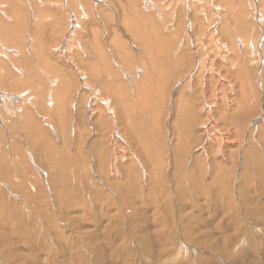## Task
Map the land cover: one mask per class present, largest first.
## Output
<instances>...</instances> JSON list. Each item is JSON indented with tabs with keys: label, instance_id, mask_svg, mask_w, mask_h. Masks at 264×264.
I'll return each mask as SVG.
<instances>
[{
	"label": "rangeland",
	"instance_id": "374dc122",
	"mask_svg": "<svg viewBox=\"0 0 264 264\" xmlns=\"http://www.w3.org/2000/svg\"><path fill=\"white\" fill-rule=\"evenodd\" d=\"M67 1H0L7 12L0 15V38L8 35L0 44V264H264V81L259 84L256 62L264 30L259 18L253 20L258 4L250 0L246 19L230 23L232 37L223 41L230 47L236 36L258 40L256 53L230 48L226 58L217 44H206L220 51L217 80L192 67L197 58L186 45L190 29L181 1L174 3L179 21L173 29L162 12L164 0H154L160 12L149 13L150 0L134 6L87 0L89 18L81 28L71 22L75 32L66 28L77 0ZM100 5L106 17L100 8L96 16ZM136 10L151 15L150 27L132 14ZM210 16L217 19L212 11ZM198 19L209 23L200 14ZM128 21L134 35L125 29ZM155 23L170 49L154 35L150 43L142 36L145 45L137 40V32ZM91 24L102 49L93 42ZM194 31L196 38L203 33ZM68 34L75 38L69 52ZM119 39L130 57L117 56ZM140 44L149 46L153 64ZM91 66L99 71L93 74ZM81 71L91 78L87 83ZM142 77L149 78L147 87L134 90L133 81ZM95 87L99 99H108L99 100ZM209 124L218 133L207 132Z\"/></svg>",
	"mask_w": 264,
	"mask_h": 264
},
{
	"label": "bare ground",
	"instance_id": "6f19581e",
	"mask_svg": "<svg viewBox=\"0 0 264 264\" xmlns=\"http://www.w3.org/2000/svg\"><path fill=\"white\" fill-rule=\"evenodd\" d=\"M0 1H3V0H0ZM6 1V0H5ZM63 1V0H62ZM65 2H69V1H67V0H64ZM99 1V0H98ZM104 1V0H103ZM125 1V0H124ZM178 2V1H181L180 3H178V4H183V10H184V20H186L187 22H188V24H189V31L188 30H185V32L187 33V31H188V33H187V38H186V40H187V42H186V45L188 44L189 46H192L193 47V49L191 50V52H193V54H195V56H196V58H197V62H193V65H192V67L194 66V64L196 65V66H198L197 68V72H198V74H200V73H202L203 72V70L204 69H206L207 70V72H209L208 73V76H209V78L210 79H212L213 77H214V75L217 77V80L219 79V78H221L220 76H221V74L217 71L218 70V66H217V63H215V59H216V55H217V53L218 52H220V51H222V57H224V55H225V57L226 58H228V55H226L225 53H226V50H228V49H232L233 51H234V53L236 52V49L238 50V49H241V51H243V50H245V51H249L250 53L251 52H255L256 53V49L258 48L257 47V42H258V40H254V39H251V41L250 40H245L243 37H241V36H236L235 37V41H232V43H231V46L229 47L227 44H225L223 41H225L226 39H228V37H232V34L233 33H229V25H230V23H232L234 26H237V25H239L240 24V20H245L244 19V14H246V12H248V10L246 11V9H247V7H248V9H249V2H250V0L247 2V5L246 4H244L243 2H244V0H238L237 2H235V0L233 1V0H223V4H224V8L222 7V6H220V5H217L218 3L217 2H221L220 0H164V2L166 3L165 4V7L163 8V13H165V14H169L170 15V22L172 23V25H174V28L173 29H175L176 28V26H177V20H178V17H177V15L175 14V8L176 7H178V6H175V2ZM252 1V6H253V4H254V7H255V5L256 4H258V10H257V15H256V13H253V14H255L257 17H255L253 20H254V23H255V20H256V18H259V21L261 22V29H263L264 30V0H251ZM65 2H63L62 4L64 5L65 4ZM105 3H106V1H104ZM128 2L129 3H131V5L133 4V6L134 5H136L135 4V0H128ZM214 2L216 3V4H214ZM86 3H87V0H77V8L76 9H73L74 11H76L75 13H73V15H68V24H67V30L69 29V28H71L72 27V29H73V31L75 32V30H74V28H76L77 26L79 27V28H81V25H82V23H83V21H84V19L85 18H89V12L87 11V8L85 7L86 6ZM105 3H103L104 5H105ZM140 3L142 4L143 3V1L142 0H140ZM74 4V3H73ZM97 4V3H96ZM149 4H150V7H149V9L150 10H148V13L151 11V12H154V11H152V8H154L155 10L157 9L159 12H160V8H161V3H158V4H155L154 3V0H150V2H149ZM174 4V5H173ZM67 5V4H66ZM108 5V4H107ZM131 5H130V7H131ZM140 5V4H139ZM215 5H217V6H215ZM244 5H246V7L244 6ZM9 6H10V4H9ZM62 6V5H61ZM73 6H75V5H73ZM106 6V5H105ZM128 6V5H127ZM252 6L250 5V7H251V10H252ZM104 7V6H103ZM137 7V6H136ZM245 7V8H244ZM99 8H100V12H102L103 13V15L106 17V13L105 12H103V9H105V8H102V6L100 5V7H97V6H95V10H96V16L97 17H100V15H99ZM108 8V7H107ZM148 8V7H147ZM168 8H170V9H168ZM198 8H201V12H199V9ZM224 10V12L225 13H221V10ZM10 9H13V6L10 8ZM80 9V10H79ZM122 9V8H121ZM179 8H177V10H178ZM134 10V9H133ZM165 10H170L171 11V13L172 14H170L169 12L168 13H166L165 12ZM198 10V11H197ZM220 10V11H219ZM114 11V10H113ZM198 12V14H200L201 15V17L203 18V19H206L209 23L208 24H205V25H203L200 21H199V19H198V14H196L195 12ZM210 11H212V14L214 15H216L217 14V19H213L211 16H210ZM73 12V11H72ZM95 12V11H94ZM108 12V11H107ZM110 12V11H109ZM234 12H239V13H241L242 14V17H240V16H235V17H233L232 16V14L234 13ZM6 9H4L3 10V8H1L0 9V15H5L6 16ZM33 13H34V11H33ZM101 13V14H102ZM177 13V12H176ZM35 14V13H34ZM132 14H134V15H138V16H140L141 17V19H139V20H143L144 21V24H145V26H149L150 27V24H149V22H148V20L150 19V18H152V17H150L151 15L149 14V16L147 15L146 17L144 16V15H141V12L138 14V11L136 10V12L134 13H132ZM143 14V13H142ZM19 15V14H18ZM93 15L95 16V14H92V18H94L93 17ZM188 15V16H187ZM125 16V15H124ZM137 16V18H140V17H138ZM97 17H95L94 19H96ZM135 17V16H134ZM231 17L233 18L232 19V21H230L231 20ZM37 18V17H36ZM131 18V17H130ZM99 19V18H98ZM134 19V18H133ZM153 19V18H152ZM128 20H129V18H128ZM201 20V19H200ZM93 21V20H92ZM102 21V20H101ZM107 21V20H106ZM179 21V20H178ZM199 21V22H198ZM204 21V20H203ZM219 21V23L220 22H222L223 21V24L222 25H220L219 27H218V25H217V22ZM58 22V21H57ZM70 22V23H69ZM74 24V23H76L77 24V26H75V27H73V26H71V27H69L70 26V24H72V23ZM85 23H86V20L84 21ZM104 22V21H103ZM108 22V21H107ZM106 22V23H107ZM111 22V21H110ZM124 22V21H123ZM127 22V21H126ZM132 23H133V21H131ZM59 23V22H58ZM57 23V24H58ZM131 23V24H132ZM158 23H160V22H158ZM198 23V25H196ZM97 24H98V20H97ZM96 23H95V25H97ZM125 24V23H124ZM128 24H130L129 23V21H128V23H127V25L125 24V26H126V31H128V32H130L131 33V35L133 34V32H134V30H133V32H132V27L131 26H133V25H131L130 26V28H129V26H128ZM92 25V24H91ZM94 25V24H93ZM93 25L92 26H90V32H92V34H93V42L94 43H98V47H99V44H100V41H99V39L97 38L98 36H96V33H94V31H95V29L93 30V28H95V27H93ZM108 25H109V23H108ZM112 25V24H111ZM123 25V24H122ZM135 25V24H134ZM169 25H171V24H169ZM186 25V24H185ZM207 25V26H206ZM210 25H214V26H212V28H210ZM84 26V25H83ZM199 26V27H198ZM11 27V26H10ZM93 27V28H92ZM101 27V26H100ZM110 27V26H109ZM134 27V26H133ZM143 27V26H142ZM153 29L152 28H149L148 29V32H146V33H141V32H137V34H138V36H139V38L137 39V40H140L141 42H142V44H144L145 45V43H144V38L142 37L144 34H145V38H146V41H147V39H149V42L148 43H150V40H151V38H153V35L154 36H156L155 38H157L156 40H158L159 42H161V44L163 43H165L167 46H168V41L169 40H165L164 39V37H160V27L155 23L153 26ZM2 28V27H1ZM0 28V29H1ZM137 28V27H136ZM136 28H134L135 29V31H136ZM178 28V27H177ZM199 29V30H201V29H203V33H201V35H200V37L198 38H196L195 36H194V33H195V31L194 30H197V29ZM17 29H19V28H17ZM144 29V28H143ZM3 30V29H2ZM108 30V29H107ZM139 30V29H138ZM71 31V30H70ZM73 31H71V34L73 33ZM112 31V30H111ZM140 31V30H139ZM171 31V30H170ZM250 31V30H249ZM66 32V31H65ZM78 32V31H77ZM77 32H76V34H77ZM108 32V31H107ZM109 32H110V29H109ZM194 32V33H193ZM3 33H4V31H3ZM129 33V34H130ZM136 33V32H135ZM1 34H2V32H1ZM4 34H6V33H4ZM66 34V33H65ZM64 34V35H65ZM71 34L69 35H67L68 36V40H67V45H66V49L68 50V52H69V49H71V48H74L73 46V39H75V38H73V39H71ZM74 34V33H73ZM72 34V35H73ZM98 34V33H97ZM182 34V33H181ZM3 35V34H2ZM7 35V34H6ZM6 35H3V37H5ZM63 35V36H64ZM134 35V34H133ZM243 35H245V34H243ZM37 36V35H36ZM114 36V35H113ZM172 36L173 37H176L177 36V32H173L172 33ZM2 37V38H3ZM7 37H8V35H7ZM11 37V36H10ZM9 37V38H10ZM134 36H132V38H133ZM2 38H0V44H1V39ZM178 38V37H177ZM134 39V38H133ZM142 39V40H141ZM184 39V41H185V38H183ZM223 39V40H222ZM65 40V39H64ZM180 40H182V39H180ZM192 41V43L190 44L189 43V41ZM7 41V40H6ZM91 41V40H90ZM230 41V42H231ZM61 42V41H60ZM59 42V43H60ZM75 42H76V40H75ZM170 42V41H169ZM214 43V44H217V49H218V47H219V50L220 51H218L217 49V52H214L213 50L215 49V47H214V49L212 50V48H207V46H206V44H209V43ZM11 43V42H10ZM32 43V42H31ZM92 43V42H91ZM154 43V42H153ZM153 43H152V45H153ZM182 43V42H181ZM181 43H178L179 45L181 44ZM93 44V43H92ZM91 44V45H92ZM115 44H116V46L114 47L115 48V50H116V52H117V56L120 58V59H125V58H128V57H130V55H129V53L127 52V45L124 43V41H122L121 39H119V40H117L116 42H115ZM162 44V45H163ZM172 44V42L169 44V45H171ZM183 44H184V42H183ZM75 45H78V44H75ZM144 45H141L140 44V46H143V51H144V54H145V58H146V60L147 59H149V61L153 64V58H150L151 56H149V54L148 53H146L147 51H148V47L147 46H144ZM166 45H164V46H166ZM177 44L175 43L173 46H176ZM185 45V44H184ZM183 45V46H184ZM187 45V46H188ZM10 46V45H9ZM124 46L126 47V48H124ZM154 46V45H153ZM186 46V47H187ZM188 46V47H189ZM13 48V46H10V48ZM79 47V46H78ZM155 48H156V46H154ZM180 47V46H179ZM100 48L102 49V47H101V44H100ZM100 48H99V51H100ZM154 48V49H155ZM159 48V47H158ZM162 48V47H161ZM160 48V49H161ZM171 48V47H170ZM169 48V46L167 47V49H170ZM234 48V49H233ZM55 49V48H54ZM153 49V50H154ZM118 50V51H117ZM149 50H152V48H150ZM164 50H166V48L164 49ZM163 50V51H164ZM180 50V49H179ZM31 51V50H30ZM63 51V50H62ZM94 51V50H93ZM95 51H97L98 52V49L96 50L95 49ZM119 51L121 52V54L119 53ZM156 51V50H155ZM163 51H161V52H163ZM169 51V50H168ZM167 51V52H168ZM2 52V51H1ZM18 52V51H17ZM16 52V53H17ZM64 52V51H63ZM71 52V51H70ZM97 52H95V53H97ZM160 52V51H159ZM165 52V51H164ZM167 52H165L164 54H166ZM7 53V52H6ZM10 53V52H9ZM14 53V52H13ZM103 53V52H102ZM149 53H151V52H149ZM260 53H261V55H260V57H262V55H264V50H263V45L260 43ZM98 54V53H97ZM115 54V53H114ZM157 54V53H156ZM158 54H160V53H158ZM163 54V55H164ZM227 54H229V52L227 53ZM257 54H258V52H257ZM12 55V54H11ZM14 55V54H13ZM66 55V54H65ZM100 55V54H99ZM121 55L123 56L122 58H121ZM168 55V54H167ZM98 56V55H97ZM103 56L104 55H102V58H103ZM153 56H154V54H153ZM157 56V55H156ZM160 56V55H159ZM180 56V55H179ZM179 56H178V58H179ZM183 56V55H182ZM208 56H210V57H208ZM5 57H7V56H5ZM11 57V56H10ZM241 57V56H240ZM259 57V59L256 61L257 62V64H258V67H259V69H260V75L258 76V79H260V83L259 84H261V85H263V81H264V60L263 59H261ZM100 58V57H99ZM102 58L101 59H98L97 58V60L98 61H101L102 60ZM182 58V57H181ZM155 59V58H154ZM157 59H159L158 57H157ZM164 60V59H163ZM176 60V59H175ZM186 60V59H185ZM190 60V59H189ZM241 60V59H240ZM69 61V60H68ZM103 61H105V60H103ZM121 61H123V60H121ZM178 61V60H177ZM73 62V61H72ZM237 62H238V60H237ZM241 62V61H240ZM4 63V62H3ZM141 63H142V65L144 66V68H145V66H146V64H145V62L144 61H141ZM158 63H159V61H158ZM236 63V62H235ZM239 63V62H238ZM95 64V63H94ZM100 64H101V62H100ZM105 64H106V62H105ZM148 64V63H147ZM156 64H157V61H156ZM190 64V63H189ZM149 65V64H148ZM160 65V64H159ZM158 65V66H159ZM262 65V66H261ZM93 66H95V65H93ZM153 66V65H152ZM161 66V65H160ZM231 66V65H230ZM234 66V65H233ZM237 66V65H236ZM243 66V65H242ZM92 67V66H91ZM99 67H100V65H99ZM98 67V68H99ZM157 67V66H156ZM93 68V69H92ZM91 68V70H92V73H93V70H94V68H97V66L96 67H92ZM98 68H97V70H98ZM134 68V67H133ZM149 69H150V67H148ZM170 68H172V67H170ZM239 68H243V67H241V65H240V63H239V65H238V69ZM121 69H122V67H121ZM174 69V68H173ZM190 70V69H189ZM196 70V69H195ZM85 71V70H84ZM96 71V70H95ZM99 71V70H98ZM101 71V70H100ZM107 71H109L108 69L106 70V72ZM163 71V70H162ZM165 71V70H164ZM252 71V70H251ZM82 73H83V75H84V83H87V81H86V79H91V78H87L86 77V75H85V73L83 72V71H81ZM112 72V71H111ZM149 71H147V73H148ZM238 72H240V71H238ZM78 73V72H77ZM82 73H80V74H82ZM89 73L90 72H88V75H89ZM91 73V75H93ZM102 72H100V74H101ZM143 73H144V71H143ZM152 73V72H151ZM5 74V73H4ZM110 74V73H109ZM162 74H163V72H162ZM190 74V73H189ZM239 74V73H238ZM145 75H146V73H145ZM201 75V74H200ZM6 76V74L4 75V77ZM94 76V75H93ZM109 76V75H108ZM147 76H149V74H147ZM160 75L158 74V77H159ZM206 75H204L203 77H205ZM130 79L133 77H130V76H128ZM137 77V76H136ZM188 77V76H187ZM240 77V76H239ZM93 78V77H92ZM98 78V77H97ZM143 78V77H142ZM164 78V77H163ZM251 78V77H250ZM255 78V77H254ZM7 79V78H6ZM130 79H128L129 81H130ZM133 79V78H132ZM182 79V78H181ZM187 79V78H186ZM148 80H149V78H147V79H145V78H143V80L142 81H140V83L139 84H136L135 83V81H133L134 83V85H131V86H135L134 87V90H136L137 88H140V89H142V87L143 88H146L147 87V83H148ZM259 81V80H258ZM261 81H262V83H261ZM162 82V81H161ZM180 82V81H179ZM182 82V81H181ZM180 82V83H181ZM106 83V82H105ZM110 83V82H109ZM115 83V82H114ZM150 83V82H149ZM155 83H157V81L155 82ZM243 82H241L240 84H242ZM83 84V83H82ZM231 86L234 84V83H229ZM258 84V85H259ZM103 85H105V84H103ZM221 86L223 85L222 83L220 84ZM230 85H228V87L230 86ZM87 86V85H86ZM89 86V85H88ZM106 86V85H105ZM108 86V85H107ZM145 86V87H144ZM120 87V86H119ZM227 87V88H228ZM242 87V86H241ZM82 88V87H81ZM122 89V88H121ZM94 90H95V92L96 93H98V95H96V97L99 99L102 95H101V93H100V89H98V88H94ZM143 90V89H142ZM141 90V91H142ZM159 90V89H158ZM40 91V93H41V90H39ZM244 91V90H243ZM109 93V92H108ZM119 93V92H118ZM12 94V93H11ZM35 94H38L37 93V91H35ZM103 94V93H102ZM220 94V93H219ZM243 94V96L244 95H246V93L245 92H243L242 93ZM137 95V94H136ZM11 96V95H10ZM18 96V95H17ZM242 96V95H241ZM242 96V97H243ZM103 97V96H102ZM139 97V96H138ZM219 98V97H218ZM29 99V98H28ZM27 99V100H28ZM106 100V99H108V98H102V100L101 99H99V100H101V101H103V100ZM138 99V98H137ZM243 99V98H242ZM248 99V98H247ZM104 100V101H105ZM245 100V99H244ZM243 100V101H244ZM4 101V100H3ZM247 101V100H246ZM248 102V101H247ZM246 102V103H247ZM42 103V102H41ZM65 103V102H64ZM109 103V100L107 101V104ZM236 103V102H235ZM243 104H245L244 102H242ZM59 104H61V103H59ZM105 104V103H104ZM206 104H207V100H206ZM242 104V105H243ZM58 105V104H57ZM132 106V105H131ZM207 106H210V105H208L207 104ZM59 108H61V107H59ZM130 109V108H129ZM54 110V109H53ZM93 110H94V108H93ZM113 111V110H112ZM130 111H132V110H130ZM210 111L211 110H208V109H206V114H208V116H209V113H210ZM94 112V111H93ZM58 113H59V116H58ZM57 113V118H59V117H63V114H62V109H61V111L60 112H58ZM114 113V112H113ZM112 113V114H113ZM130 113V112H129ZM134 113V112H133ZM127 114V113H126ZM221 114V113H220ZM134 115V114H133ZM132 115V116H133ZM219 115V114H218ZM133 117H135V116H133ZM210 117V116H209ZM220 117H222V115L220 116ZM29 118H31L30 116H29ZM29 118H28V122L30 121L29 120ZM121 119H122V117H121ZM135 119V118H134ZM208 119H210V118H208ZM64 120V118L63 119H61L60 121L62 122ZM64 121H66V120H64ZM63 121V122H64ZM62 122V123H63ZM47 123V122H46ZM75 123V122H74ZM130 123V122H129ZM134 123V122H133ZM132 123V124H133ZM36 123H34V121H33V125H35ZM50 124V123H49ZM58 124V123H57ZM38 125V124H37ZM59 125H61V124H59ZM69 125V124H68ZM194 126V125H193ZM59 127V126H58ZM61 127V126H60ZM64 127V126H63ZM189 127V126H188ZM207 128V132H209V133H212V134H214V131H217V130H215V129H217V128H214V127H212V126H210V124L206 127ZM132 129V128H131ZM75 131V130H74ZM193 131V130H192ZM250 131V130H249ZM35 133V132H34ZM54 133V132H53ZM56 133V132H55ZM54 133V134H55ZM217 133H218V131H217ZM180 135V134H179ZM218 135V134H217ZM81 136V135H80ZM123 136V135H122ZM115 137V136H114ZM116 138V137H115ZM117 141L119 140V139H121L122 141H123V143H126L125 142V138H123V137H121V135H117ZM129 138V137H128ZM213 138V137H212ZM243 138V137H242ZM113 139V141H114V138H112ZM175 139V138H174ZM210 139V138H209ZM251 139V138H250ZM185 140H186V138H185ZM249 140V139H248ZM119 144V143H118ZM121 145H122V143H120ZM119 144V145H120ZM154 144V143H153ZM224 145V144H223ZM117 146V145H116ZM115 146V147H116ZM124 146V145H123ZM65 147V146H64ZM119 147V146H118ZM121 148H122V146H121ZM249 148V147H248ZM247 152V151H246ZM250 153V152H249ZM97 154V153H96ZM246 155V154H245ZM217 157V156H216ZM246 157V156H245ZM120 159V158H119ZM117 161H118V159H114V161H113V164H116L117 165ZM214 161H215V159H214ZM121 162H122V160H121ZM119 163V162H118ZM99 165V164H98ZM147 165V164H146ZM115 169H116V166H115ZM165 172V171H164ZM202 181V180H201ZM199 182V181H198ZM178 205V204H177ZM192 219V218H191ZM89 225V224H88ZM93 249V248H92Z\"/></svg>",
	"mask_w": 264,
	"mask_h": 264
}]
</instances>
